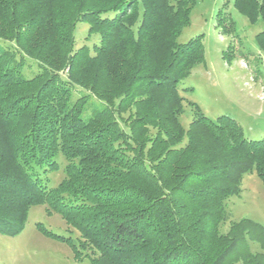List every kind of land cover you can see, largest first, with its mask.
I'll return each mask as SVG.
<instances>
[{"label":"trees","instance_id":"1","mask_svg":"<svg viewBox=\"0 0 264 264\" xmlns=\"http://www.w3.org/2000/svg\"><path fill=\"white\" fill-rule=\"evenodd\" d=\"M71 2L0 0V234L22 232L43 204L81 235L38 228L84 244L90 264H264V224L221 229L244 175L264 185V138L192 100V120H181L191 87L180 83L205 62L203 34L179 41L197 0ZM234 5L264 21V0ZM79 21L99 34L93 53L76 47ZM256 42L264 50V28Z\"/></svg>","mask_w":264,"mask_h":264},{"label":"rangeland","instance_id":"2","mask_svg":"<svg viewBox=\"0 0 264 264\" xmlns=\"http://www.w3.org/2000/svg\"><path fill=\"white\" fill-rule=\"evenodd\" d=\"M66 11L71 0H54ZM222 12L229 26L234 19L236 28L225 33L219 26L218 12ZM90 24L79 21L75 29L76 47L99 41V34L89 32ZM264 28V21H249L234 5V0H197L191 11V23L179 36L180 42L203 34L205 62L195 66L180 83L186 96L185 111L181 116L187 127L194 116L189 100L197 102L212 119L222 114L234 117L243 126L250 139L264 138V50L256 42V34ZM232 29V28H231ZM10 46H13L10 44ZM24 71L32 75L38 67L26 58ZM65 159L60 169L50 173L51 183H59L65 175ZM228 220L221 226L229 227V220L243 217L264 224V185L256 171L244 175L242 191L227 200ZM43 223L59 234L72 236L78 243L80 232L70 226L59 213H48L43 204L31 207L26 226L17 235L0 234V264H90L93 254L83 245L75 247L67 242L44 234L37 226Z\"/></svg>","mask_w":264,"mask_h":264}]
</instances>
